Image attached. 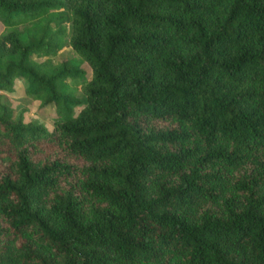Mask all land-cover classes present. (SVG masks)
<instances>
[{
  "label": "trees",
  "instance_id": "trees-1",
  "mask_svg": "<svg viewBox=\"0 0 264 264\" xmlns=\"http://www.w3.org/2000/svg\"><path fill=\"white\" fill-rule=\"evenodd\" d=\"M0 25V91L56 112L0 95V264H264V0H0Z\"/></svg>",
  "mask_w": 264,
  "mask_h": 264
},
{
  "label": "rangeland",
  "instance_id": "rangeland-1",
  "mask_svg": "<svg viewBox=\"0 0 264 264\" xmlns=\"http://www.w3.org/2000/svg\"><path fill=\"white\" fill-rule=\"evenodd\" d=\"M67 29L70 30L71 23H65ZM2 26L0 25V30ZM69 36V34H68ZM67 37V36H66ZM76 57L75 52L69 46L68 41H65L63 47L49 58L53 62H59ZM45 57H41L43 59ZM80 67L85 73H90V67L86 62L81 63ZM26 82L23 78L16 79L14 89L11 92L0 91V95L5 97L6 103L15 110L24 111V120L31 121L43 125L46 129L51 130L53 127V119L56 117L55 105L53 103L42 106L39 101L32 100L24 93ZM74 95L78 98L82 96V87L79 84L73 85ZM78 108H76L77 110Z\"/></svg>",
  "mask_w": 264,
  "mask_h": 264
}]
</instances>
